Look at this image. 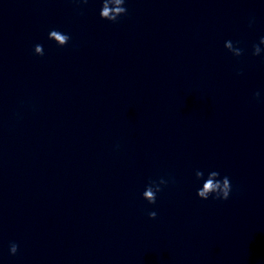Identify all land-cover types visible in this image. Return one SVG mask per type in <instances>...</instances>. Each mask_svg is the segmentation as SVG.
Here are the masks:
<instances>
[{"label": "clouds", "instance_id": "obj_1", "mask_svg": "<svg viewBox=\"0 0 264 264\" xmlns=\"http://www.w3.org/2000/svg\"><path fill=\"white\" fill-rule=\"evenodd\" d=\"M80 3L87 4L88 0H79ZM126 0H102V7L99 12V16L102 20H106L112 23H117L120 17L128 14V9L125 6ZM252 26L250 22L249 27ZM48 39L54 41L58 46L64 47L71 39L68 34L62 33L59 30H51L48 34ZM239 42L234 43L231 40L225 42L224 47L234 57H241L244 55L245 50L238 46ZM264 36L259 39V42L252 45V56H261L264 53ZM34 54L38 56L44 55V48L41 44L34 46ZM260 93L253 94L254 99H259ZM195 179L197 181H203L202 186L197 189V196L201 200H208L210 197L215 200H228L232 193V184L228 176L221 177L220 173L216 170L208 171L207 176L203 170L195 171ZM169 180L160 178L159 180H150L142 193V198L149 204H155L157 201V194L163 190V187L167 186ZM150 219H155L157 213L155 211L148 212ZM19 245L15 242L9 246L10 255H15L18 252Z\"/></svg>", "mask_w": 264, "mask_h": 264}]
</instances>
